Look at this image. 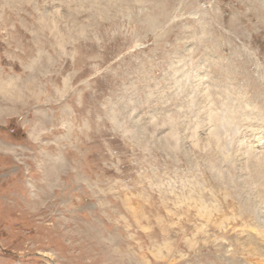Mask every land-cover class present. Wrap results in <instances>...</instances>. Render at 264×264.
Here are the masks:
<instances>
[{
  "label": "rangeland",
  "instance_id": "rangeland-1",
  "mask_svg": "<svg viewBox=\"0 0 264 264\" xmlns=\"http://www.w3.org/2000/svg\"><path fill=\"white\" fill-rule=\"evenodd\" d=\"M263 156L264 0H0V264H264Z\"/></svg>",
  "mask_w": 264,
  "mask_h": 264
},
{
  "label": "bare ground",
  "instance_id": "bare-ground-1",
  "mask_svg": "<svg viewBox=\"0 0 264 264\" xmlns=\"http://www.w3.org/2000/svg\"><path fill=\"white\" fill-rule=\"evenodd\" d=\"M91 1H92V0H91ZM97 2H98V1H97ZM101 2H102V1H101ZM108 2H109V1H108ZM93 7H94V6H93ZM98 8H99V7H98ZM94 9H95V7H94ZM96 9H97V8H96ZM96 9H95V10H96ZM87 10H88V9H87ZM49 18H50V17H49ZM51 19H52V18H51ZM52 21H53V20H52ZM214 114H215V113H214ZM214 114H213V115H214ZM236 114H237V113H236ZM213 115H212V116H213ZM214 116H215V115H214ZM216 117H217V116H216ZM218 117H220V116H218ZM218 117H217V118H218ZM212 118H213V117H212ZM224 118H225V117H224ZM215 119H216V118L214 117V120H215ZM227 119H228V118H227ZM218 121H219V120H218ZM220 121H221V120H220ZM220 127H221V126H220ZM220 127H219V128H220ZM215 132H216V131H215ZM212 134H213V133H212ZM218 139H219V138H218ZM221 144H222V143H221ZM257 154H258V153H257ZM257 154H256V155H257ZM262 154H263V153H262ZM259 156H260V155H259ZM260 157H261V156H260ZM260 157H259V159H260V163L263 165V164H264V156H263L262 158H260ZM239 161H240V160H239ZM260 166H261V165H260ZM259 170H261V169H259ZM263 177H264V176H263ZM259 179H260V178H259ZM259 246H260V245H259ZM248 251H249V250H248ZM253 251H254V250H253ZM255 251H257V250H255ZM245 252H246V251H245ZM257 256H259V255L257 254ZM260 258H261V257H260ZM261 259H262V258H261ZM261 263H262V262H261Z\"/></svg>",
  "mask_w": 264,
  "mask_h": 264
}]
</instances>
